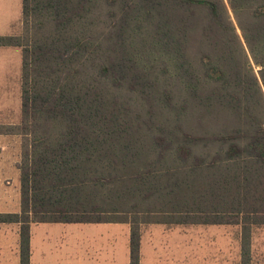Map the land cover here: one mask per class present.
Listing matches in <instances>:
<instances>
[{"label":"trees","instance_id":"1","mask_svg":"<svg viewBox=\"0 0 264 264\" xmlns=\"http://www.w3.org/2000/svg\"><path fill=\"white\" fill-rule=\"evenodd\" d=\"M241 2L230 1L233 26L209 0H22L25 33L0 38L23 52L22 124L6 133L31 139L20 212L0 213L19 225L20 264L38 223L128 224L129 264H141L143 225L238 226L240 264H252L264 227V0L249 24ZM193 9L215 26H197Z\"/></svg>","mask_w":264,"mask_h":264},{"label":"rangeland","instance_id":"2","mask_svg":"<svg viewBox=\"0 0 264 264\" xmlns=\"http://www.w3.org/2000/svg\"><path fill=\"white\" fill-rule=\"evenodd\" d=\"M209 1L223 3L233 26H239L230 5L231 0ZM241 5L249 13L241 11L239 16L245 24H249V15L255 10L259 11L262 2L248 0L247 5L242 2ZM1 9L3 12L6 10L7 17V26L1 28L5 34L2 37L23 36L22 0H1ZM109 10L104 4L101 12L102 31L106 26L107 31L112 23ZM192 11L197 26H215V22L207 18L206 11ZM115 12L119 18V10ZM191 43L194 52L200 55L196 38ZM0 56V165L4 166L0 174V213H17L21 206L20 167L26 149L30 150L31 139L6 132L14 126L19 130L22 124V48L0 46ZM259 69L256 67V71ZM33 232L35 244H52V264H117L116 257L118 264H129L128 224L114 223L100 228L81 224L73 227L65 224H53L52 227L33 224L31 237ZM141 234V264H240L238 226L148 224L141 227ZM117 240L118 248L115 247ZM95 241L98 257L93 256ZM19 243V225H0V245L2 248L4 244L7 246V264H20ZM111 243L114 245L111 246ZM252 250V264H264V227L254 230Z\"/></svg>","mask_w":264,"mask_h":264},{"label":"crops","instance_id":"3","mask_svg":"<svg viewBox=\"0 0 264 264\" xmlns=\"http://www.w3.org/2000/svg\"><path fill=\"white\" fill-rule=\"evenodd\" d=\"M6 9V8H5ZM2 26H7V17H6V10L5 12L2 11L1 9V0H0V37L5 36V34H3L1 32V28ZM1 57V56H0ZM1 67H0V73H1ZM1 136V135H0ZM1 155V154H0ZM4 166H2V164L0 165V174L2 173L1 169ZM55 226L57 224L60 223H54ZM110 224H114V223H104V224H81L84 226H90V227H109ZM118 224V223H117ZM2 225V224H0ZM38 226H43V227H52L53 223H38ZM68 225L69 227H73L76 226L78 224H65ZM32 242H31V264H52L53 262V258H52V244L50 243H41V244H35V239H34V232H33V236L31 237ZM129 242H130V238H129ZM95 243V251L93 253L94 257H98L97 253H99V251L96 250L97 247V243L96 241ZM114 243H111V246H113ZM119 246V242L117 240V242L115 243V247ZM129 255H130V251H129ZM116 261L117 264L118 262V258L116 257ZM130 261V259H129ZM0 264H7V246L4 244L3 248L2 245H0Z\"/></svg>","mask_w":264,"mask_h":264}]
</instances>
